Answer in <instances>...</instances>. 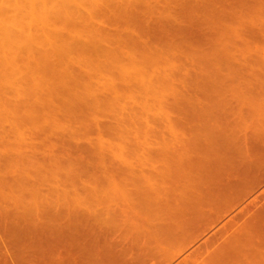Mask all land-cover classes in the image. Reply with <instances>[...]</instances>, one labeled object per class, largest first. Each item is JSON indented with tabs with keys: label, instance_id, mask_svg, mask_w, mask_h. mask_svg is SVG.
<instances>
[{
	"label": "rangeland",
	"instance_id": "1",
	"mask_svg": "<svg viewBox=\"0 0 264 264\" xmlns=\"http://www.w3.org/2000/svg\"><path fill=\"white\" fill-rule=\"evenodd\" d=\"M38 1L36 5L33 0H0V6L4 5L0 11L7 9L9 17L2 20L6 13L0 12V24L7 29L0 27V85L8 86L7 90L0 86L5 93H0V264L11 259L13 264H56L68 256L83 264H264V217H256L263 202L245 211L242 237L231 239L234 234L229 230L214 238L187 241L177 231L182 221L192 218L191 209L198 203L195 194L206 187V163L220 159L229 144L264 136V0ZM9 30L8 36L25 39H20V47L13 42L16 48L8 43L12 47L5 49ZM21 43L30 46L21 48ZM65 49L69 56L64 55ZM27 51L38 53L27 56ZM61 70L74 73L72 80ZM50 74L53 78L59 74L61 82L58 76L54 79L61 84ZM76 75L83 79L80 84L85 81L93 87L90 93L98 88L94 94L104 103L102 108L101 103L94 104L99 111L93 112L95 106L92 109L86 100L82 105L77 102L80 110L71 102L75 115L67 112L71 105L58 107L63 89L78 84ZM40 80L44 85L38 88ZM63 80L72 83L62 87ZM57 85L63 89L59 91ZM47 86L58 96L46 98L48 90L42 88ZM114 87H120V92ZM46 99L56 101L58 109L52 104L47 108ZM59 108L68 109L63 113ZM88 115L95 118L93 122L100 121L99 128L98 122L97 127L87 124ZM42 116L46 126L36 119ZM64 118L72 123L66 125ZM50 208L49 217L46 210ZM76 210L86 211L87 228L96 230L90 231L93 235L85 233V239L79 238ZM91 237L94 249L89 245ZM172 240L183 242L173 248Z\"/></svg>",
	"mask_w": 264,
	"mask_h": 264
},
{
	"label": "crops",
	"instance_id": "2",
	"mask_svg": "<svg viewBox=\"0 0 264 264\" xmlns=\"http://www.w3.org/2000/svg\"><path fill=\"white\" fill-rule=\"evenodd\" d=\"M205 182L204 191L195 194L198 203L191 209L192 218L182 221L179 234L187 241L214 238L229 230L234 234L231 239L242 237L246 210L263 202L256 217H264V136L229 144L220 159L206 163ZM181 242L169 244L174 248Z\"/></svg>",
	"mask_w": 264,
	"mask_h": 264
},
{
	"label": "bare ground",
	"instance_id": "3",
	"mask_svg": "<svg viewBox=\"0 0 264 264\" xmlns=\"http://www.w3.org/2000/svg\"><path fill=\"white\" fill-rule=\"evenodd\" d=\"M34 1H35V0H33V3H34V4L36 3V5H37V2H34ZM36 1H38V0H36ZM31 2H32V0H31ZM31 2H30V3H31ZM38 2H39V1H38ZM71 2H72V1H71ZM30 3H27V4L30 5ZM9 4H10V3H8V5H9ZM34 4H32V5H34ZM67 4H68V6H69V3H67ZM1 5H2V4H1ZM8 5H6V6H8ZM10 5H12V4H10ZM10 5H9V7L11 8ZM65 5H66V4H65ZM2 6H4V5H2ZM2 6H0V8H1ZM66 6H67V5H66ZM68 6H67V8H70V7H68ZM30 7H31V6H30ZM7 8H8V7H7ZM3 9H5V7H3ZM3 9H1V10H3ZM6 10H7V9H5V10H3V11L5 12ZM32 10L35 12V9H32ZM32 10H31V12H33ZM3 11H0V12H3ZM34 12H33V13H34ZM42 12H43L42 15L45 14L44 11H42ZM5 13H6V15H5L4 13H2V14H4V15L6 16V17H2V18H3L2 20H5L4 18H6V19L8 18V19H9V17H7L8 13H7V12H5ZM35 13H36V12H35ZM31 14H32V13H31ZM32 15H34V14H32ZM2 16H3V15H2ZM29 16H30V14H29ZM39 16H40V15H39ZM43 16H46V15H43ZM31 17H33V16H31ZM40 17H41V16H40ZM43 18H44V17H43ZM46 18H48V17H46ZM0 19H1V17H0ZM10 19H12V18H10ZM7 21H8V20H6L5 22H7ZM10 21H13V20H10ZM48 21H49V20H48ZM68 21H70V20H68ZM1 22H2V21H1ZM14 22H15V21H14ZM14 22H12V23H14ZM16 22H17V21H16ZM66 22H67V21H66ZM2 23H3V22H2ZM9 23L11 24V22H9ZM9 23H8V24H9ZM70 23H71V21H70ZM70 23H68V24H69L68 26H70ZM73 23H74V22H73ZM10 24H9V25H10ZM15 24H16V23H15ZM0 25H1L0 27H2V26H4L5 24H4V25L0 24ZM9 25H7V26H9ZM13 26H14V25H13ZM16 26H17V25H16ZM71 26H72V24H71ZM73 26H74V24H73ZM76 26H77V25L75 24V27H76ZM75 27H74V28H75ZM2 28L4 29L5 27H2ZM5 29H6V28H5ZM12 29H13V28H11V30H12ZM71 29H72V28H71ZM77 29H78V27H77ZM6 30H7V29H6ZM72 30H73V29H72ZM0 31L3 32L2 29H1ZM4 31H5V30H4ZM8 32H11V31L9 30V31L6 32V33H7V34H6V35H7V38L5 37V38H6V39H4L5 42L3 41L4 44H5L4 47H6L5 49H8V47H12V46L14 45L13 42H14V43L17 42L15 45H18V46H19L20 42H22V41L25 40V39L23 40V38L21 37L20 34H19V35H20L21 38H20V37H16L17 39H15V36H14V37H12V36H8ZM12 33H13V31H12ZM12 33H11V34H12ZM58 33H59V32H58ZM13 35H16V33L13 34ZM54 35H55V34H54ZM56 35H57V34H56ZM58 35H59V34H58ZM58 35H57L56 37H59V39H62V38L60 37V35H59V36H58ZM0 36H1V34H0ZM22 36H23V35H22ZM2 37H3V35H2ZM2 37H1V38H2ZM54 37H55V36H54ZM56 37H55V39H56ZM64 37H65V35H64ZM67 37H68V36H67ZM12 38H13V39H12ZM18 38H19V39H18ZM25 38H26V37H25ZM20 39H21L22 41H21ZM28 39H29V38H28ZM28 39H27V42H28ZM65 39H66V37H65ZM57 40H58V38H57ZM63 40H64V38H63ZM67 40H69V39H67ZM0 41H1V40H0ZM6 43H7V45H6ZM8 43H10V45H12V46H10V45L8 46ZM11 43H12V44H11ZM0 44H1V47H2V42H1ZM78 44H79V45H78ZM15 45H14V46H15ZM21 45H23V46L21 47V48H23V47H24V44L21 43ZM28 45L30 46V44H27V45H25V47H29ZM82 45L84 46L83 43H82ZM31 46H33V44H32ZM76 46H81V45H80V43H77ZM19 47H20V46H19ZM25 47H24V48H25ZM14 48H16V46H15ZM14 48H13V49H14ZM21 48H20V49H21ZM31 48H32V49H31ZM31 48H28V49L26 48V50H30V49H31L30 51H34V50H35V46H34V47H31ZM33 48H34V49H33ZM83 48H84V47H83ZM83 48H81L82 50H80V51H83ZM11 49H12V48H11ZM167 49H169V48H167ZM1 50L4 51V48H2ZM26 50H25V51H26ZM88 50H90V49L88 48ZM5 51H6V50H5ZM59 51H60V50H59ZM59 51H58V52H59ZM61 51H63V49H62ZM61 51H60V53H61ZM65 51L67 52L66 49H65ZM68 51H69V50H68ZM100 51H101V50H100ZM20 52H21V51H20ZM28 52H29V51L24 52V53H27V54H28ZM40 52H41V51H40ZM91 52H92V51H91ZM98 52H99V51H97V53H98ZM103 52H104V51H103ZM105 52H106V51H105ZM17 53H18V52H17ZM33 53H34V52H33ZM33 53H32V54H33ZM35 53H38V51L35 52ZM35 53H34V54H35ZM41 53H42V52H41ZM60 53H58V54H59V57H61V56L63 57L64 52H63V54L61 53L62 55H61ZM84 53H85V50H84ZM99 53H100V52H99ZM101 53H102V51H101ZM101 53H100V54H101ZM110 53H111V52L107 53L108 56H110V55H109ZM112 53H113V52H112ZM27 54H26V55H27ZM29 54L32 56L31 53H29ZM29 54H28L27 56H29ZM55 54H56V53H55ZM66 54H68L67 56L70 55L69 52L65 53L64 55H66ZM92 54H95V53L92 52ZM105 54H106V53H105ZM105 54H104V55H105ZM224 54H225V53H224ZM53 55H54V54H53ZM60 55H61V56H60ZM86 55H87V52H86V54H85L84 56H86ZM88 55H90V54H88ZM112 55H113V54H112ZM112 55H111L110 57H112ZM114 55H116V54H114ZM146 55H147V54H146ZM33 56H35V55H33ZM42 56H44V55H42ZM56 56H57V55H56ZM102 56H103V54H102ZM132 56H133V55H132ZM90 57H91V56H90ZM90 57H89V61H91L92 59H95V57H93V56H92V59H91ZM110 57H109V58H110ZM141 57H142V56H141ZM27 58H28V57H27ZM46 58H47V56H46ZM49 58H50V56H49ZM63 58H66V56L63 57ZM67 58H68V57H67ZM71 58L73 59V57H71ZM105 58H107V57H105ZM13 59H14V58H13ZM69 59H70V58H69ZM69 59H68V60H69ZM75 59H76V58H74V60H75ZM83 59H84V58H83ZM86 59H88V58H86ZM90 59H91V60H90ZM96 59H97V58H96ZM146 59H147V58H146ZM41 60H42V59H41ZM50 60H51V59H50ZM70 60H71V59H70ZM74 60H73V66H74ZM76 60H77V59H76ZM78 60H79V59H78ZM97 60H98V59H97ZM116 60H117V59H116ZM118 60H119V59H118ZM2 61H3V60H2ZM14 61H15V59H14ZM14 61L11 60V62H14ZM46 61H47V60H46ZM51 61H52V60H51ZM92 61H93V60H92ZM95 61H96V60H95ZM95 61H94V62H95ZM146 61H147V60H146ZM15 62H16V61H15ZM41 62H43V60H42ZM53 62H54V60H53ZM71 62H72V61H71ZM76 62H77V61H76ZM82 62H83V61H82ZM85 62H86V61H85ZM96 62H98V61H96ZM110 62H111V60H110ZM3 63H4V61H3ZM43 63H44V62H43ZM45 63H46V62H45ZM50 63H51V62H50ZM68 63H69V62H68ZM77 63H79V62H77ZM148 63H149V62H148ZM11 64H12V63H11ZM14 64H15V63H14ZM46 64H47V63H46ZM65 64H67V63H65ZM75 64H76V63H75ZM100 64H101V63H100ZM0 65L2 66L3 64L0 63ZM35 65H36V64H35ZM49 65H52V63L49 64ZM53 65H54V64H53ZM55 65H56V64H55ZM68 65H70V64H68ZM82 65H83V64H82ZM90 65H91V64H90ZM16 66H17V65H16ZM31 66H32V68H33V65H31ZM41 66H42V68L44 67V65H41ZM60 66H61V65H60ZM66 66H67V65H65V67H66ZM93 66H94V65H93ZM93 66H92V67H93ZM12 67H13V66H12ZM36 67H37V65H36ZM65 67L63 68V70L65 69ZM68 67H69V66H68ZM68 67H67L66 69H68L67 72L69 73L70 69H69ZM92 67H91V68H92ZM98 67H100V66H97V68H98ZM137 67H138V66H137ZM3 68H4V67H3ZM30 68H31V67H30ZM39 68H40V65H39ZM39 68H37V70L40 71ZM45 68H47V65H46V67H44V69H45ZM56 68L59 69L60 67H57V66H56ZM95 68H96V67H95ZM95 68H94V69H95ZM138 68H139V67H138ZM7 69H8V68H7ZM7 69H6V70H7ZM9 69H10V68H9ZM28 69H29V68H28ZM28 69H27V70H28ZM53 69H55V68H53ZM53 69H52L51 71L48 70L49 73L51 72V73L53 74V72H52ZM61 69H62V68H61ZM72 69H74V68H72ZM81 69H82V68H80V70H81ZM98 69H99V68H98ZM98 69H96L95 71L98 72ZM100 69H102V68H100ZM6 70H5V71H6ZM31 70H32V69H31ZM37 70L34 69V72L36 71V73H38L39 71L37 72ZM59 70H60V69H59ZM59 70L55 69L54 71L57 72V71H59ZM63 70H61V71H63ZM74 70H75V69H74ZM90 70H92V69H90ZM5 71H3V72L6 73ZM7 71H8V70H7ZM16 71H17V70H16ZM16 71H14V72H16ZM44 71H45V70H44ZM61 71H60V73H61ZM78 71H79V70H78ZM8 72H9V71H8ZM18 72H19V70H18ZM28 72H29V70H28ZM40 72H42V71H40ZM56 72H55V73H56ZM63 72L66 73V71H63ZM63 72H62V74H63ZM212 72H213V71H212ZM212 72H211V73H212ZM4 73H3V74H4ZM12 73H13V72H12V70H11V74H12ZM36 73H35V77L37 76ZM42 73H43V72H42ZM58 73H59V72H58ZM60 73H59V74H60ZM83 73L85 74V72H83ZM83 73H82V74H83ZM0 74H2V72H1ZM13 74H14V73H13ZM38 74H39V73H38ZM44 74H45V73H44ZM52 74H50L51 77L53 76ZM59 74H57V76H58ZM66 74H67V73H66ZM66 74H64L63 76H65ZM71 74H72V73H71ZM71 74H70V75H71ZM73 74H74V73H73ZM73 74H72V75H73ZM78 74H79V73H78ZM91 74H92V73H90L89 75H91ZM99 74H100V73H99ZM101 74H103V72H102ZM48 75H49V74H48ZM48 75H47V76H48ZM54 75H55V74H54ZM60 75H61V74H60ZM67 75H69V74H67ZM67 75H66V76H67ZM70 75H69V77H70ZM89 75H88V76H89ZM95 75H96V74H95ZM1 76H2V75H1ZM16 76H17V75H16ZM22 76H23V75H22ZM24 76H25V75H24ZM29 76H30V77H29ZM29 76H28V78H30V80H31V75H29ZM39 76H41V75H39ZM42 76H44V75L42 74ZM45 76H46V75H45ZM47 76H46V78H47ZM57 76L54 77V78L58 79L59 76H58V78H57ZM63 76L61 75L62 78H63ZM66 76H65V79H68V78H66ZM82 76H83V75H82ZM98 76L100 77V75H98ZM8 77H9V76H8ZM26 77H27V76H26ZM26 77H25V78H26ZM35 77H34V80H35ZM37 77H38V76H37ZM51 77H50V78H51ZM61 77L59 78V79H60V82H61V80H62ZM73 77H74V75H73ZM75 77H76V79H78L77 77H79V75H78V76L76 75ZM92 77H93V76H92ZM92 77H91V78H92ZM32 78H33V75H32ZM41 78H42V77H41ZM48 78H49V76H48ZM52 78H53V77H52ZM52 78H51V79H52ZM54 78H53V79H54ZM79 78H80V77H79ZM83 78H84V77H83ZM95 78H97V77H95ZM2 79H3V77H2ZM11 79H13V78H11ZM15 79H16V78L14 77V80H13V81H15ZM23 79H24V77L22 78V80H23ZM36 79H38V78H36ZM44 79H45V78H44ZM69 79H71V77H70ZM69 79H68V80H69ZM73 79H74V78H73ZM76 79H74V80L76 81ZM81 79H82V77H81ZM81 79H78V80H77V81H78V84L81 83V82H79V80L81 81ZM102 79H103V78H102ZM38 80H39V79H38ZM45 80H46V79H45ZM47 80H48V79H47ZM54 80H55V79H54ZM54 80H53V81H54ZM71 80H72V79H71ZM82 80H83V79H82ZM92 80H93V78H92ZM113 80H114V79H113ZM113 80H112V81H113ZM7 81H8V80H7ZM10 81H11V80H10ZM13 81H12V82H13ZM16 81H18V80H16ZM35 81H37V80H35ZM35 81H34V82H35ZM49 81H50V80H49ZM55 81H56V82L58 81L57 83H59V80H55ZM108 81H109V80H108ZM108 81H107V82H108ZM110 81H111V80H110ZM112 81H111V82H112ZM28 82H29V81H27V84H28ZM30 82H31V81H30ZM32 82H33V81H32ZM37 82H39V81H37ZM37 82L35 83L36 85H35L34 83H33V84H34L35 86H37ZM42 82H43V80H42ZM42 82H41V80H40V83H41V84H39L40 87L37 86L38 88H41V87H42V84L44 85V83H42ZM44 82H46V83H45V86H46L48 82H47V81H44ZM63 82H64V84H62V87H65L64 85H65V83H66L67 81L65 82V80H63L62 83H63ZM69 82H70V83H66V85H67V84L71 85L72 82H71V81H69ZM86 82H87V81H86ZM107 82H106V83H107ZM111 82H110V83H111ZM8 83H11V82H8ZM87 83L89 84L90 82H87ZM92 83H93V82H92ZM106 83H105V85H106ZM5 84H6V83H5ZM13 84H14V83H12L10 86H12ZM33 84H32V85H33ZM50 84H54V83H53V82H50ZM59 84H61V83H59ZM59 84H58V85H59ZM78 84H77V82L75 83V85H74V83H73L74 88H78V89H79V92H81V91L83 90L82 93L74 92V90H76V89H74V88H72V89H70V90H69L68 88H66L67 90H64V89L61 87V85H60V86L57 85V87H59V91H61L60 88H62V89H63V93L65 92V94H63V96L60 95V97L62 96L61 99H60L61 101H59V100H58V101L61 102V103H60V105H59L58 107H60L61 104H63V105H65V108H66V106H69V105H71V104H73V103H75L74 106H77V104H78L77 102H79V104H80V103H81L82 101H84V100L87 101L86 105L88 104L89 106H91V105L93 104L92 106H93V107L95 106V108H96V106H97V105H94L95 103H96V104L101 103V104H98V106H99L100 108H102V107H101L102 104H103V106H104V103H102V102H98V101H100V100H97V99H98V95H95V94L97 93L96 91H97L98 88L96 89L95 92L90 93V92H91L90 90H91L93 87H88L87 84H85V81H84V84H80V85H78ZM90 84H91V83H90ZM93 84H95V83H93ZM107 84H108V83H107ZM114 84H115V83H113V85H114ZM1 85H2V87H3V84H1ZM1 85H0V86H1ZM32 85H31V87H32L31 90L34 89ZM54 85H56V83H55ZM82 85H83V86H82ZM113 85H112V86H113ZM4 86H5V85H4ZM93 86H94V85H93ZM106 86H107V85H106ZM108 86H109V85H108ZM114 86H116V85H114ZM120 86H121V85H120ZM123 86H124V84H123ZM2 87H0V89H1ZM5 87H8V86H5ZM5 87H3L2 90H5V89H6ZM66 87H67V86H66ZM98 87H99V84H98ZM109 87H111V86H109ZM126 87H127V84H126ZM15 88H17V87H15ZM35 88H36V87H35ZM89 88H91V89L89 90ZM94 88H96V87H94ZM100 88H102V87H100ZM112 88H113V87H112ZM114 88H117V87H114ZM118 88L121 89L120 87H118ZM118 88H117V89H118ZM122 88H123V87H122ZM25 89H26V88H25ZM42 89L48 90V86H47V88H46V87H45V88L43 87ZM49 89H50V87H49ZM53 89H54V88L50 89V91H49V90L46 91V92H48V93L46 94V95H47L46 98H47L48 96L51 97L52 95H53L54 97H57V96H58V95H55L54 92L51 91V90H53ZM55 89H56V91H57L56 86H55ZM73 89H74V90H73ZM81 89H82V90H81ZM117 89H116V90H117ZM119 89H118V90H119ZM6 90H7V89H6ZM16 90H17V89H16ZM29 90H30V88H29ZM35 90H36V92L38 91L37 89H35ZM93 90H94V89H93ZM100 90H101V89H100ZM100 90H99V92H100ZM21 91H22V90H18L17 92L19 93V92H21ZM39 91H40V90H39ZM59 91H57V92H59ZM2 92H3V94H5L4 91H2ZM2 92H0V93H2ZM9 92H10V91H9ZM28 92H29V91H28ZM28 92H27V93H28ZM32 92H33V91H32ZM32 92H30V94H31ZM34 92H35V91H34ZM34 92H33V94H34ZM41 92L43 93L42 90H41ZM46 92H45V93H46ZM102 92H103V91H102ZM104 92H105V89H104ZM119 92H120V90H119ZM119 92H117V93L119 94ZM45 93H44V95H45ZM60 93H61V92H60ZM60 93H59V94H60ZM76 93H77V94H76ZM94 93H95V94H94ZM100 93H101V92H100ZM107 93H109V92H107ZM114 93H115V91H114ZM121 93H122V92H121ZM3 94H2V95H3ZM15 94H16V93H15ZM21 94H22V93H21ZM23 94H24V93H23ZM25 94H26V92H25ZM25 94H24V95H25ZM39 94H40V93H39ZM90 94L92 95V97H91ZM19 95H20V94H19ZM27 95H28V94H27ZM36 95H38V94H36ZM65 95H66V96H65ZM86 95H87L89 98H91L92 100H93L94 98H96V99H94V100H93V103H92V100H91V99H88V100L86 99V98H87ZM93 95H95L94 98H93ZM101 95H102V94H101ZM105 95H106V94H105ZM109 95H110V94H108L107 96H109ZM0 96H1V95H0ZM29 96H30V95H29ZM38 96H39V95H38ZM38 96H34V95H33V99H35L34 97L37 98ZM120 96H121V95H120ZM44 97H45V96H44ZM63 97H66V98L64 99ZM85 97H86V98H85ZM40 98H41V95H40ZM62 98H63V99H62ZM99 98H100V97H99ZM101 98H102V97H101ZM112 98H113V97H112ZM112 98H111V99H112ZM116 98H117V97H116ZM33 99H32V100H33ZM37 99H38V98H37ZM48 99H49V98H48ZM48 99H46V101L48 102V103L46 104V106H47V105H48V106H49V105L51 106V104H52V106H53V105L56 104V101H55V104H54V103H53V100L50 102V101H48ZM51 99H52V98H51ZM51 99H50V100H51ZM53 99H55V98H53ZM106 99H107V98H106ZM111 99H110V101H111ZM114 99H115V98H114ZM35 100H36V99H35ZM39 100H40V99H39ZM55 100H57V98H56ZM102 100H103V98H102ZM107 100H108V99H107ZM24 101H25V100H24ZM37 101H38V100H37ZM58 101H57V102H58ZM75 101H76V102H75ZM110 101H109V102H110ZM49 102H50V103H49ZM71 102H73V103H71ZM97 102H98V103H97ZM25 103H26V102H25ZM83 103H85V102H83ZM90 103H91V104H90ZM110 103H111V102H110ZM18 104H19V103H18ZM22 104H23V103H22ZM57 104H58V103H57ZM79 104H78V105H79ZM105 104H106V101H105ZM111 104H112V103H111ZM29 105H30V104H29ZM80 105H82V103H81ZM80 105H79V107L82 108V106H80ZM100 105H101V106H100ZM16 106H17V105H16ZM19 106H20V105H19ZM48 106H47V108H48ZM83 106H84V105H83ZM92 106H91V108H92ZM98 106H97V107H98ZM37 107H38V106H37ZM54 107L57 108V105H55ZM61 107H62V106H61ZM71 107H72V105H71L70 107H68V108H69V111L67 110L68 108H67L66 110H67V112H69V114L72 113V115H75L76 113L74 112V110H76V108L73 109V107H72V109H71ZM77 107H78V106H77ZM79 107H78V109H79ZM86 107H87V108H86ZM86 107L84 106L83 108H86V110H87V109H88V106H86ZM99 107H98V108H99ZM105 107H108V106H105ZM12 108H13V107H12ZM18 108H19V107H18ZM28 108H29V107H28ZM33 108H34V107H33ZM33 108H32V109H33ZM49 108H50V107H49ZM51 108H52V107H51ZM51 108H50V109H51ZM55 108H53V109H55ZM65 108H59V109H60L59 111H61V109L64 111ZM95 108H94V109L92 108V109H93V112H94V111H99L97 108H96V110H95ZM100 108H99V109H100ZM103 108H104V107H103ZM24 109H25V108H24ZM38 109H39V107H38ZM45 109H46V108H45ZM57 109H58V108H57ZM112 109H113V108H112ZM16 110H17V109H16ZM35 110H36V109H35ZM55 110H56V109H55ZM66 110H65V111H66ZM72 110H73V112H72ZM79 110H80V109H79ZM89 110H90V109H89ZM104 110H106V108L103 109V110H101V112H103ZM31 111H32V110H31ZM33 111H34V110H33ZM50 111H51V110H50ZM65 111H64L63 113H65ZM81 111H83V110L81 109ZM84 111H85V110H84ZM16 112H18V110H17ZM35 112H36V111H35ZM67 112H66V116L69 115V114H67ZM36 113H37V112H36ZM36 113H35V114H36ZM54 113H55V112H54ZM60 113H61V112H60ZM60 113H59V115H60ZM73 113H75V114H73ZM83 113H84V112H83ZM85 113H87V112H85ZM104 113H106V112H104ZM33 114H34V113H33ZM38 114H39V113H38ZM38 114H37V115H38ZM41 114H43V111H42ZM45 114H46V113H45ZM45 114H44V115H45ZM55 114H56V113H55ZM80 114H81V113H80ZM88 114H89V113H88ZM91 114L94 115L92 112H91ZM96 114H98V112H96ZM52 115H53V114H52ZM52 115H51V116H52ZM77 115H78V114H77ZM77 115H76V116H77ZM84 115H85V114H84ZM98 115L100 116V114H98ZM98 115H97V116H98ZM101 115H102V114H101ZM53 116H54V115H53ZM57 116H58V114H57ZM70 116H71V115H70ZM79 116H80V115H79ZM85 116H86V115H85ZM85 116H84V117H85ZM88 116H89V115H88ZM31 117H32V116H31ZM33 117H34V116H33ZM33 117H32L31 119H34ZM37 117H39V115H38ZM54 117H55V116H54ZM54 117H53V118H54ZM58 117H59V116H58ZM58 117H57V118H58ZM77 117H78V116H77ZM80 117H81V116H80ZM84 117H83V118H84ZM89 117H90V116H89ZM92 117H93V116H92ZM102 117H103V116H102ZM105 117H106V115H105ZM40 118H41V117H40ZM44 118H45V119H44ZM47 118H48V117H47ZM49 118H50V117H49ZM53 118H52V120H51V119H48L47 121H50V120L53 121ZM68 118H70V117H68ZM71 118H72V117H71ZM86 118L88 119V117H86ZM90 118H91V117H90ZM90 118L88 119V120H90L89 123H87L88 120H87V122H86V120H85V124H86V123H87L88 125H89V124H92V125L94 124L93 126L97 127V126H96L97 124L95 125V123H97L98 121L93 122L92 119L94 120L95 118H94V117L91 118V119H90ZM97 118H98V117H97ZM26 119H27V118H26ZM28 119H30V117H29ZM36 119H37L38 121L41 120L42 122H44V124H42V125H45V123H46V124L48 123V122H45L46 117H43V116H42V119H38V118H36ZM36 119H35V121H37ZM54 119H55V118H54ZM77 119H78V118H77ZM79 119H80V118H79ZM104 119H105V118H104ZM43 120H44V121H43ZM56 120H58V119H56ZM64 120H65V121H64ZM64 120H63L64 123L67 122V121H68L69 123H72V122L70 121L71 119H68V120L66 121V119L64 118ZM96 120H98V119H96ZM100 120H103V118L100 119ZM25 121H26V120H25ZM28 121H29V120H28ZM30 121H31V120H30ZM54 121H55V120H54ZM58 121L60 122L61 120H58ZM74 121H77V120L75 119V120H73V122H74ZM79 121H81V120H79ZM91 121H92L93 123H90ZM94 121H95V120H94ZM103 121H104V120H103ZM124 121H125V120H124ZM26 122H27V121H26ZM59 122H58V123H59ZM63 122H62V124H64ZM81 122H82V121H81ZM99 122H100V121H99ZM99 122H98V128H99V125H101V124H99ZM23 123H24V121H23ZM30 123H31V122H30ZM30 123H29V125H30ZM37 123H39V122H37ZM40 123H41V122H40ZM50 123H51V122H50ZM101 123H102V122H101ZM110 123H111V122H110ZM120 123H121V122H120ZM125 123H126V122H124V124H125ZM27 124H28V123H27ZM31 124H32V123H31ZM62 124H60V125H62ZM65 124H66V123H65ZM74 124H75V123H74ZM80 124H81V123H80ZM40 125H41V124H40ZM48 125H49V124H48ZM51 125H52V124H51ZM56 125H58V124H56ZM56 125L54 124L53 126H56ZM66 125H67V124H66ZM66 125H65V126H66ZM88 125H86L87 128L89 127ZM102 125H103V124H102ZM105 125H106V124H105ZM45 126H46V125H45ZM71 126H72V124L70 125V127H71ZM83 126H84V123H83ZM114 126H115V125H114ZM118 126H119V125H118ZM120 126H121V125H120ZM35 127H36V126H35ZM49 127H50V126H49ZM58 127H59V125L57 126V128H58ZM63 127H64V126H63ZM81 127H82V126H81ZM90 127H91V126H90ZM95 127H94L93 131H95V129L98 130V129L95 128ZM109 127H110V126H109ZM121 127H122V126H121ZM38 128H39V127H38ZM40 128H42V127H40ZM40 128H39V129H40ZM57 128H56V129H57ZM59 128H60V127H59ZM68 128H69V127H68ZM74 128H75V127H74ZM91 128H92V127H91ZM102 128H103V126H102L100 129L102 130ZM105 128H106V127H105ZM113 128H114V127H113ZM118 128H119V127H118ZM122 128H123V127H122ZM36 129H37V128H36ZM52 129H53V128H52ZM52 129H50V130H52ZM66 129H67V127H66ZM72 129H73V128H72ZM72 129H71V131H73ZM83 129H84V128H83ZM83 129H82V130H83ZM89 129H90V128H89ZM89 129H87V130H89ZM111 129H112V128H111ZM37 130H38V129H37ZM40 130H41V129H40ZM48 130H49V129H48ZM54 130H55V128H54ZM69 130H70V128H69ZM77 130H79V129H77ZM87 130H86V131H87ZM101 130H100V131H101ZM115 130H116V129H115ZM41 131H43V130H41ZM57 131H58V129H57ZM67 131H68V130H67ZM79 131H80V130H79ZM100 131L98 130L97 132H100ZM103 131H104V130H103ZM73 132H74V131H73ZM75 132H77V131H75ZM84 132H85V131H84ZM95 132H96V131H95ZM95 132H94V133H95ZM104 132H105V131H104ZM108 132H112V130H111V131H108ZM37 133H38V132H37ZM51 133H52V131H51ZM77 133H78V132H77ZM100 133H101V132H100ZM106 133H107V132H106ZM112 133H113V132H112ZM121 133H122V132H121ZM123 133H124V132H123ZM66 134H67V133H66ZM68 134H72V133H68ZM68 134H67V135H68ZM80 134H81V133H80ZM91 134H92V133H91ZM95 134H96V133H95ZM109 134H110V133H109ZM39 135H40V134H39ZM67 135H66V136H67ZM99 135H101V134H99ZM69 136L71 137V135H69ZM103 136H104V135H103ZM108 136H109V135H108ZM70 137H69V138H70ZM72 137H73V136H72ZM82 138H83V137H82ZM76 139H79V137L76 138ZM80 139H81V137H80ZM102 139H103V138H102ZM112 139H113V138H112ZM72 140H73V138H72ZM83 140H84V139H83ZM96 141H97V140H96ZM98 141H100V140L98 139ZM105 141H106V140L104 139V142H105ZM107 141H109V139H108ZM53 142H54V141H53ZM57 142H58V140H57ZM72 142H73V141H72ZM72 142H71V143H72ZM68 143H69V141H68ZM85 143H87V141H85ZM125 143H126V142H125ZM51 144L53 145L52 142H51ZM69 144H70V143H69ZM74 144H75V143H74ZM105 144H107V143L105 142L104 145H105ZM109 144H110V142H109ZM57 145H58V144H57ZM65 145H66V144H65ZM78 145H79V143H78ZM100 145H101V144H100ZM100 145H99V146H100ZM110 145H111V144H110ZM37 146H38V145H37ZM66 146L68 147V145H66ZM80 146H81V145H80ZM80 146H78L79 148L77 147V149L80 150ZM107 146H108V145H107ZM111 146H112V145H111ZM60 147H61V146H60ZM81 147H82V146H81ZM87 147H89V146H87ZM87 147L85 146V149H86ZM109 147H110V146H109ZM36 148H37V147H36ZM75 148H76V147H75ZM82 148H83V147H82ZM89 148H90V147H89ZM104 148H105V146H104ZM40 149H41V148H40ZM63 149H64V148H63ZM87 149H88V148H87ZM87 149H86V150H87ZM107 149H108V148H107ZM65 150H66V149H65ZM88 150H89V149H88ZM103 150H104V149H103ZM55 151L57 152L58 150L56 149ZM97 151H99V150H97ZM110 151L112 152V150H110ZM76 152H77V151H76ZM84 152H85V151H84ZM59 153H60V151H59ZM68 153H69V152H68ZM82 153H83V152H82ZM82 153H80V154H82ZM87 153H88V152H87ZM60 154H61V153H60ZM80 154H79V156H81ZM94 154H95V153H94ZM99 154H100V152H99ZM56 155H57V158H58V154H56ZM67 155H68V157L70 156L69 154H67ZM103 155H104V154H103ZM59 156H60V155H59ZM75 156H76V155H75ZM77 156H78V155H77ZM90 156H91V154H90ZM90 156H89V158H90ZM97 156H98V155H97ZM97 156H96V158H97ZM83 157L85 158V155H84V154H83ZM83 157H82V158H83ZM55 158H56V157H55ZM73 158H74V157H73ZM75 158H76V157H75ZM78 158H79V157H78ZM82 158H80V159H82ZM84 158H83V159H84ZM86 158H87V157H86ZM89 158H88V159H89ZM62 159H63V158H62ZM93 159H94V158H93ZM97 159H99V158H97ZM95 160H96V159H95ZM56 161H58V160L56 159ZM82 161L85 162L84 160H82ZM82 161H81V163H82ZM86 161H87V160H86ZM90 161H92V160H90ZM93 161H94V160H93ZM96 161H98V160H96ZM94 162H95V161H94ZM55 163H56V162H55ZM87 163H88V162H87ZM98 163H99V162H98ZM68 164H69V163H68ZM68 164H67V165H68ZM78 164H79V163H78ZM93 164H94V163H93ZM96 164H97V163H96ZM72 165H73V164H72ZM69 166H70V165H69ZM97 166H98V165H97ZM97 166H96V167H97ZM59 167H60V166H59ZM84 167H86V166H84ZM89 167H90V166H89ZM89 167H88V168H89ZM92 167H93V166H92ZM96 167H94V168H96ZM99 167H100V166H98V168H99ZM81 168H83V167L81 166ZM98 168H96V170H97ZM79 177H80V176H79ZM78 204H79V203H78ZM43 205H44V204H43ZM45 205H46V204H45ZM45 205H44V206H45ZM46 206H48V205H46ZM52 206H54V205H52ZM52 206L50 205V207H52ZM56 207H57V206H56ZM56 207L53 208L54 211H55V208H56ZM48 208H49V207H48ZM78 208H79V206H78ZM44 209H46V208L44 207ZM67 209H68V207H67ZM49 210H51V208L46 210V211H47V212H46V213H47V216H49V215H48V214H49L48 212H50ZM77 210H78V209H77ZM77 210H76V212H77ZM82 210H84V209H82ZM82 210H81V211H82ZM52 211H53V210H52ZM85 212H86V211H84V212H80V213L77 212V215L79 214V215H78L79 218H77V219H78V222L76 221V223H77V225H78V227H79V238H80V236H82L83 239H85V237H84L85 233H88V234H89L90 231H92V230H89V228H87V227H88V223H89V219H90V217H89ZM82 213H83V214L85 213L87 216H85V214L83 215ZM87 213H88V212H87ZM50 214H51V212H50ZM56 214H57V213H56ZM51 215H52V214H51ZM51 215H50V216H51ZM59 215H60V214H59ZM77 215H75V216L77 217ZM50 216H49V217H50ZM53 217H54V216H53ZM57 217H58V215H57ZM75 220H76V218H75ZM76 223H75V224L73 223V224L76 225ZM70 225H71V223H70ZM77 225H76V226H77ZM76 226H75V227H76ZM85 226H86V228L88 229L89 232H87ZM68 227H70V226H68ZM78 227H76V228L78 229ZM68 229H69V228H68ZM85 230H86V231H85ZM93 231H94V230H93ZM93 231H92V232H93ZM92 232H91V233H92ZM95 232H96V230H95ZM95 232H93V233H95ZM91 233H90L89 235H91ZM93 233H92V235H93ZM75 237H77V236H75ZM86 237H87V236H86ZM92 238H93V237H91V239H92ZM92 241L94 242V240L92 239V240L90 241L91 243L89 242V245L93 246L92 248L94 249V246H95L96 244L94 243V244H95V245H94ZM84 243H85L86 245H88V243H86V241H84ZM84 243H80V242H78V244H82V245H84ZM92 244H93V245H92ZM89 245H88V246H89ZM69 246H70V245H69ZM75 246H76V248H79L81 245H80V246L75 245ZM84 246H85V245H84ZM82 247H83V246H82ZM65 248L67 249L68 247L65 246L64 249H65ZM87 248L90 249V250H92L91 247H90V248L87 247ZM84 249H85V248H84ZM84 249H83V251L86 252L87 250H86V249L84 250ZM67 250H68V249H67ZM69 250H71V249L69 248ZM56 251L58 252V249H57ZM56 251H55V252H56ZM73 251H74V250H73ZM73 251H71V252L69 251V252L72 253ZM75 251L77 252V250H75ZM78 251H79V250H78ZM81 252H82V251H80L79 253H81ZM84 252H82L81 255L79 254V256H82ZM88 252H91V251H88ZM58 253H59V252H58ZM66 253H67V252H66ZM15 254H16V253H15ZM56 254H57V253H56ZM76 254H78V252H77ZM85 254H86V253H85ZM5 255H6V254H5ZM16 255H17V254H16ZM73 255H74V254H73ZM10 256H11L10 254H9V257L7 256L8 259L11 258ZM12 256H13V255H12ZM19 256H20V255H19ZM57 256H58V254H57ZM67 256H68V255H67ZM7 257H6V258H7ZM54 257H55V254H54ZM54 257H53V258H54ZM63 257H64V256H63ZM68 257H69V256H68ZM68 257L66 258V260H65V258H64L63 261H62V260L59 261L60 259L58 260V258H57V260H58L57 263H59V264H66V263H68V264H69V263H71V264H81V263H82V262H79V258H78V257H77L78 260H76V259H74V258H72V257H71V258H68ZM82 257H84V255H83ZM85 257H86V256H85ZM0 258H1V257H0ZM2 258H3V257H2ZM12 258H13V257H12ZM19 258H20V257H19ZM53 258H52L51 260H53ZM60 258H61V257H60ZM61 259H62V258H61ZM81 259H82V258H80V260H81ZM3 260H4V259H3ZM14 260H15V259H14ZM17 260H18V259H17ZM55 260H56V257H55ZM84 260H85V259H83V260H81V261H84ZM1 261H2V260H1ZM5 261L8 262V260H5ZM10 261L13 262L12 259H11ZM85 261H86V260H85ZM85 261H84V262H85ZM11 262H8V264H9V263H10V264H13V263H14V262H13V263H11ZM96 262H97V261H96ZM42 263L44 264V262H42ZM57 263H56V264H57ZM111 263H112V262H110V264H111ZM4 264H5V263H4ZM6 264H7V263H6ZM53 264H54V263H53ZM82 264H83V263H82ZM87 264H88V263H87ZM89 264H90V263H89ZM113 264H114V263H113Z\"/></svg>",
	"mask_w": 264,
	"mask_h": 264
}]
</instances>
